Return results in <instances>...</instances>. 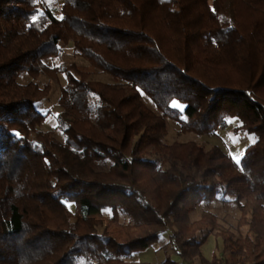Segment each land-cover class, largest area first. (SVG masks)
Returning <instances> with one entry per match:
<instances>
[{
	"label": "trees",
	"instance_id": "obj_1",
	"mask_svg": "<svg viewBox=\"0 0 264 264\" xmlns=\"http://www.w3.org/2000/svg\"><path fill=\"white\" fill-rule=\"evenodd\" d=\"M69 41L112 81L46 65ZM24 72L64 76L62 139L40 129L49 84ZM229 119L255 141L238 162L164 140L168 120L211 135ZM214 202L236 232L191 219ZM165 232L179 260L157 264H264V0H0V264H150L130 257ZM211 234L224 253L206 259Z\"/></svg>",
	"mask_w": 264,
	"mask_h": 264
},
{
	"label": "rangeland",
	"instance_id": "obj_2",
	"mask_svg": "<svg viewBox=\"0 0 264 264\" xmlns=\"http://www.w3.org/2000/svg\"><path fill=\"white\" fill-rule=\"evenodd\" d=\"M53 12L56 16H59V2H51ZM61 54L59 57L50 58L45 61L46 65L53 66L59 63H75L80 68L90 71L91 77L97 80L110 82L112 76L99 71L98 69L90 66L88 62L78 56H74L72 52V42L61 43ZM35 80L41 87L45 84H49L50 90L44 99L36 104V108L45 115V120L40 126L42 130H50L53 134L62 139L59 128L57 127L56 115L61 110L59 104L60 90L65 85V78L62 74H57L56 78H50L47 74L41 73L36 78H32L26 72L22 73L19 77L20 82H27L29 80ZM145 102L154 108V104L145 96L142 95ZM175 106L181 108L182 106ZM237 125V121L229 119L227 126L224 129L217 130L211 135H196L191 132H182L179 126L172 120L167 121V133L164 137L166 142L172 141H186L192 140L199 144H202L205 148H209L212 145H217L220 149L229 155L233 160L238 162L244 148L253 141V136L245 133H236L233 129ZM210 211L215 213L219 226L221 229H228L236 232V220L239 216V211L236 206L230 202L221 203L214 202L210 205L201 204L194 211L190 213L191 219L198 218L201 213ZM242 233L245 232L244 228L240 229ZM168 232L163 233L158 242L150 246L142 252H137L131 255L130 259L147 261L150 264H157L164 259L166 254H170L175 260L179 258L168 247ZM203 257L210 259L213 254L217 256L223 255V246L221 238L215 237L213 234L209 235L205 243L200 247ZM194 264H198V260H193ZM186 264V263H183Z\"/></svg>",
	"mask_w": 264,
	"mask_h": 264
},
{
	"label": "snow or ice",
	"instance_id": "obj_3",
	"mask_svg": "<svg viewBox=\"0 0 264 264\" xmlns=\"http://www.w3.org/2000/svg\"><path fill=\"white\" fill-rule=\"evenodd\" d=\"M17 135H19V134L17 133ZM253 142H255V141H253Z\"/></svg>",
	"mask_w": 264,
	"mask_h": 264
}]
</instances>
